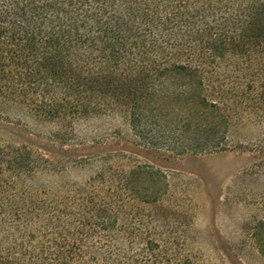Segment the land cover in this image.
I'll return each instance as SVG.
<instances>
[{"label": "trees", "instance_id": "trees-1", "mask_svg": "<svg viewBox=\"0 0 264 264\" xmlns=\"http://www.w3.org/2000/svg\"><path fill=\"white\" fill-rule=\"evenodd\" d=\"M175 72L202 118L181 153L216 148L217 128L243 121L261 126L264 152V0H0V108L22 105L57 136L107 110L136 120ZM112 159L83 181L38 185L48 159L0 144V264H193L168 174ZM251 235L264 257V196Z\"/></svg>", "mask_w": 264, "mask_h": 264}, {"label": "rangeland", "instance_id": "rangeland-1", "mask_svg": "<svg viewBox=\"0 0 264 264\" xmlns=\"http://www.w3.org/2000/svg\"><path fill=\"white\" fill-rule=\"evenodd\" d=\"M186 79L175 72L156 80L134 121L123 111L107 110L75 120L72 132L59 136V124L5 104L0 144L25 145L48 159L31 178L38 185L83 181L101 158L159 169L168 174V199L178 198L185 209L179 245L194 255L193 264H264L251 235L264 196V152L255 145L261 126L243 121L225 134L220 126L214 133L219 146L181 153L202 136L197 91Z\"/></svg>", "mask_w": 264, "mask_h": 264}]
</instances>
